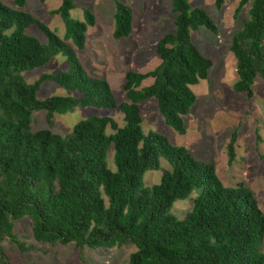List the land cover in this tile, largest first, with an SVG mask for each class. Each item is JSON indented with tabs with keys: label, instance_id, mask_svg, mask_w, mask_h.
Returning a JSON list of instances; mask_svg holds the SVG:
<instances>
[{
	"label": "trees",
	"instance_id": "16d2710c",
	"mask_svg": "<svg viewBox=\"0 0 264 264\" xmlns=\"http://www.w3.org/2000/svg\"><path fill=\"white\" fill-rule=\"evenodd\" d=\"M112 38L131 32V10L117 0ZM26 0H13L15 8ZM249 0H239L237 16ZM222 0H214L220 8ZM74 0H60L52 13L64 27V41L30 14L0 2V264H12L2 248L7 241L20 252L31 250L19 242L14 223L26 218L32 240L48 246L73 244L78 249L132 246L127 264H264V214L243 183L224 186L210 163L196 160L184 147L172 146L164 136L141 130L139 105L154 99L166 126L185 133L183 117L195 97L189 87L207 78L211 67L190 39L200 28L216 34L206 12L189 0H170L174 31L155 44L159 60L149 73L124 74L125 101L116 104L105 80L89 76L76 51L94 17L83 11L84 22L70 18ZM36 26L46 43L24 33ZM66 41H71V48ZM235 61L233 90L247 98L256 79H264V0H252L246 20L231 36ZM61 55L66 71L41 75L27 84L21 73ZM150 85L141 87L144 79ZM52 81L69 97L38 100L40 86ZM117 110L122 127L108 117L91 116L61 136L49 129L32 131V115L44 111L49 127L53 114L74 108ZM110 129L112 133L107 134ZM232 133L226 146L227 163L234 157ZM112 150L113 170L106 159ZM169 165L159 182L146 187L143 176ZM192 207L183 219L170 214L174 202L187 199Z\"/></svg>",
	"mask_w": 264,
	"mask_h": 264
},
{
	"label": "rangeland",
	"instance_id": "374dc122",
	"mask_svg": "<svg viewBox=\"0 0 264 264\" xmlns=\"http://www.w3.org/2000/svg\"><path fill=\"white\" fill-rule=\"evenodd\" d=\"M12 1L0 0L5 6L30 14L64 41L62 21L52 13L60 6V0H26L21 8L13 7ZM117 1L131 10V32L124 38H112L115 6L111 0H74V9L69 16L84 22V10L93 15L94 25L86 30L84 48L75 50V54L89 76L107 82L116 104H120L125 101L122 89L124 74L127 71L141 75L151 72L159 62L154 51L155 44L163 35L172 33L174 26L170 0ZM222 1L218 9L214 0H189L192 7L206 12L217 32L213 34L202 27L190 33L191 42L210 61L211 67L205 80L189 87L195 101L183 117L185 133L179 135L164 124L152 98L139 105L141 130L144 134L154 132L164 136L170 145L184 147L196 160L212 164L224 186L243 183L252 191L264 214V79L255 80L251 98L235 92V61L229 51L231 36L241 29L252 0L237 16L234 10L239 0ZM24 33L46 43L45 36L34 25L26 28ZM66 44L73 48L71 41H66ZM67 69L64 57L56 55L43 66L21 73V77L25 83L31 84L41 75H53ZM151 82V78H146L141 87ZM75 95L52 81H45L36 97L44 100ZM91 116L108 117L117 127L123 126L122 116L117 110L77 107L63 114H53L51 127L46 123L44 111L34 112L31 130L49 129L52 133L65 136L77 122ZM106 133L112 131L107 129ZM232 133H235L234 157L228 164L226 146ZM106 162L113 170L111 149ZM162 170H169V165L159 159V170L147 171L143 176L144 185L150 187L157 184ZM194 196L195 192H192L187 199L174 202L170 214L178 220L183 219L192 207ZM14 233L17 240L31 250L20 252L13 244L3 242V251L12 264H127L129 254L134 251L129 245L92 250L78 249L72 243L55 246L37 244L31 238L30 223L26 218L14 223ZM261 251L264 254V239Z\"/></svg>",
	"mask_w": 264,
	"mask_h": 264
}]
</instances>
